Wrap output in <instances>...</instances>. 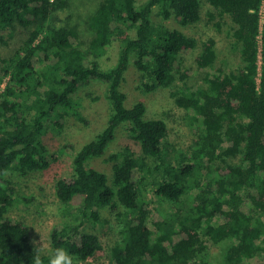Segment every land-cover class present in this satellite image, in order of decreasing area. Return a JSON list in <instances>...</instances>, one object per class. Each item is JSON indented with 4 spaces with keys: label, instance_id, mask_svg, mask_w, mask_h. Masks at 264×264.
<instances>
[{
    "label": "trees",
    "instance_id": "1",
    "mask_svg": "<svg viewBox=\"0 0 264 264\" xmlns=\"http://www.w3.org/2000/svg\"><path fill=\"white\" fill-rule=\"evenodd\" d=\"M200 1L101 0L88 17L91 35L81 41L74 26L54 22L67 0H0V40L17 24L30 28L20 48L0 56V264H31L33 255L27 226L7 216L16 203L7 173L48 166L41 139L45 121L72 111V95L91 79L106 82L110 111L101 131L74 152L72 172L56 178L62 207L51 231L52 249L87 260L102 246L82 226L103 223L107 210L122 224L110 264H210L209 242L226 243L219 264H252L264 254V0H206L229 17L239 64L206 74L191 89L183 81L181 54L198 40L154 14L193 24L200 19ZM114 41L117 59L103 68L98 58ZM216 59L215 39H203L197 68ZM131 60L145 90L182 80L171 94L195 114L188 151L171 147L166 121L147 117L142 100L126 105L122 83ZM124 123L139 152L126 145L108 155L111 186L105 172L89 162L105 154ZM237 156L239 162L216 163ZM147 184L169 202V211L152 221L155 230L142 191Z\"/></svg>",
    "mask_w": 264,
    "mask_h": 264
},
{
    "label": "rangeland",
    "instance_id": "2",
    "mask_svg": "<svg viewBox=\"0 0 264 264\" xmlns=\"http://www.w3.org/2000/svg\"><path fill=\"white\" fill-rule=\"evenodd\" d=\"M101 0H67V6L55 14V24L72 25L78 33L79 39L87 41L91 35L88 25V17ZM200 19L189 25H181L174 17L162 19L154 14L155 18L168 26L177 27L185 33L194 36L198 40L197 47L189 52L181 54V69L186 71L185 81L191 89H195L203 83L206 74L212 75L219 69L230 71L236 69L239 64V56L233 47L232 36L229 29L230 19L227 15H219L216 9L206 0H201ZM156 12V9H155ZM29 27L15 25L8 29L0 40V56H11L29 34ZM212 37L216 41L217 59L212 66L199 69L195 63V56L200 50V42ZM87 44L83 43L85 47ZM119 46L116 41L109 44L99 56V64L106 68L113 65L117 59ZM41 64V63H40ZM38 63V65H40ZM182 80L168 86H158L152 90H145L140 85V73L131 62L125 71L122 88L126 93V105H132L137 100H142L146 105L147 117H158L166 121L168 127L167 140L176 151L186 152L189 149L194 130L191 124L194 120V112L179 106L171 92L182 84ZM2 82L1 85H3ZM107 84L98 79H91L81 85L72 95L73 110L80 113L82 118L74 114L73 110H67L60 117L59 113L53 114L45 121L44 132L41 135L46 147V160L48 166L43 169L30 170L20 173L12 170L7 173L14 188L16 203L10 209L7 216L11 221L23 222L28 230L30 241H39L41 237L44 253L52 250L51 231L61 220L62 203L55 195V181L58 176L72 172V156L74 152L85 142L94 138L106 123L110 107L107 98ZM62 111V109H58ZM60 119V123L56 121ZM131 145L139 152L138 146L128 136V125L120 124L113 140L109 143L104 155L90 160V165L105 172L107 183L112 186L111 162L107 159L112 152L121 150L124 146ZM170 147V148H171ZM171 148V149H172ZM170 149V152H173ZM225 162H239V157H226L225 161L217 159L216 163L223 165ZM136 176L139 172L136 170ZM205 177L200 178L203 181ZM197 189H193L195 192ZM145 199H149L150 215L148 224L155 230L152 221L160 212L169 211V202L160 200L150 185L143 187ZM106 220L90 224L85 222L82 226L87 231L98 235L101 249L97 250L87 260L74 261V264H110L109 252L113 243L120 237L119 229L122 224L115 214L103 211ZM218 221V218L215 219ZM208 257L210 264H219L225 242L208 244ZM264 260V254H258L252 264Z\"/></svg>",
    "mask_w": 264,
    "mask_h": 264
},
{
    "label": "clouds",
    "instance_id": "3",
    "mask_svg": "<svg viewBox=\"0 0 264 264\" xmlns=\"http://www.w3.org/2000/svg\"><path fill=\"white\" fill-rule=\"evenodd\" d=\"M31 244L33 245L31 264H74L72 254L65 248L57 247L44 253L41 237L39 241H31Z\"/></svg>",
    "mask_w": 264,
    "mask_h": 264
}]
</instances>
